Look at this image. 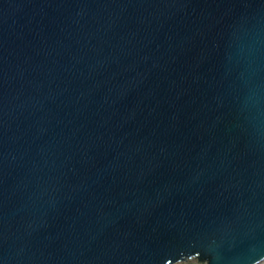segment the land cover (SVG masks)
<instances>
[{
	"label": "water",
	"instance_id": "water-1",
	"mask_svg": "<svg viewBox=\"0 0 264 264\" xmlns=\"http://www.w3.org/2000/svg\"><path fill=\"white\" fill-rule=\"evenodd\" d=\"M264 263V0H0V264Z\"/></svg>",
	"mask_w": 264,
	"mask_h": 264
},
{
	"label": "built area",
	"instance_id": "built-area-1",
	"mask_svg": "<svg viewBox=\"0 0 264 264\" xmlns=\"http://www.w3.org/2000/svg\"><path fill=\"white\" fill-rule=\"evenodd\" d=\"M179 264H194V263H191V262H184V263H179Z\"/></svg>",
	"mask_w": 264,
	"mask_h": 264
},
{
	"label": "crops",
	"instance_id": "crops-1",
	"mask_svg": "<svg viewBox=\"0 0 264 264\" xmlns=\"http://www.w3.org/2000/svg\"><path fill=\"white\" fill-rule=\"evenodd\" d=\"M264 264V263H263Z\"/></svg>",
	"mask_w": 264,
	"mask_h": 264
}]
</instances>
